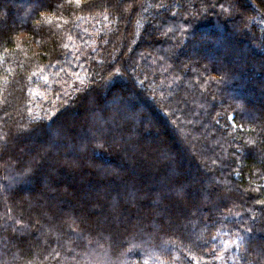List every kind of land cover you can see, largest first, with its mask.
Instances as JSON below:
<instances>
[{"label":"trees","instance_id":"obj_1","mask_svg":"<svg viewBox=\"0 0 264 264\" xmlns=\"http://www.w3.org/2000/svg\"><path fill=\"white\" fill-rule=\"evenodd\" d=\"M60 167L76 177L44 170ZM29 184L73 207H28ZM95 248L264 264V0H0V264H97Z\"/></svg>","mask_w":264,"mask_h":264},{"label":"rangeland","instance_id":"obj_2","mask_svg":"<svg viewBox=\"0 0 264 264\" xmlns=\"http://www.w3.org/2000/svg\"><path fill=\"white\" fill-rule=\"evenodd\" d=\"M192 60H194V59H192ZM232 61H235V59H232ZM77 119H78V121H76L75 120V122H74V124H72V125H69L70 126V128H73L74 130H77V128L80 126V125H82V123H84V117L81 119V117L79 116V117H77ZM142 131H140V132H146V130L145 129H141ZM140 134L139 133V131L138 130H136L135 132H134V136H138V135ZM70 136V135H69ZM133 136V137H134ZM68 137V136H67ZM168 143H170V141H168ZM33 143H31L30 145H28V147L26 148L25 147V151L24 150H21L24 154H28L29 153V151H31V150H35L36 148V146H34L33 147ZM39 145V144H38ZM115 147H116V145H114ZM45 148V144H40V146L39 147H37V148ZM67 147V149L66 150H68V151H77V149L74 147V145L72 144V142H70V140H68V139H66V141H65V144H64V148H66ZM31 148V149H30ZM59 148H60V150H62V148H63V146L61 147V146H59ZM117 149H120V148H118V147H116ZM148 149H151V147H149ZM148 149H147V151H148ZM153 149V148H152ZM90 161V160H89ZM144 160H142V163H144L143 162ZM147 162V161H146ZM145 162V163H146ZM54 163H56V162H54ZM59 163H61V162H59ZM140 163V162H139ZM59 166H60V164H58ZM70 166L73 168L74 167V170H77V169H80L81 167H86V166H89V162H88V160L86 159V158H83V159H75V161L74 162H71L70 163ZM49 168V167H48ZM63 168V169H62ZM68 168V167H67ZM66 167H60V168H58V169H47V168H45L44 170L45 171H49V172H53V174L54 175H56L55 177L56 178H58V181L60 180L61 182H64V184H66V183H70L71 182V180H72V178H69V179H67V180H65V178H64V180H61V179H63V178H61L60 179V177H64V176H68V173H71V177L73 176V177H76L75 176V174L76 173H74L73 172V169H71L70 167V169H71V172H69L68 170H70V169H67ZM47 169V170H46ZM126 170H123V172L124 173H126L125 172ZM122 173V172H121ZM85 177L87 178V179H89V180H91V182L92 181H96L97 179H100V178H102V176H101V174H100V172L98 171V172H95V171H92V173L91 172H89V173H87L86 175H85ZM67 181H69V182H67ZM66 182V183H65ZM214 182H216V181H214ZM47 183L45 182L44 184H43V187L45 188V187H47L48 185H46ZM67 187V186H66ZM66 187H64L63 189H61V191H63V193H64V191L66 190L67 191V189H65ZM33 187H32V185H30L29 184V188H25V187H23V189H21L22 190V192H24V201H25V203L28 205V207H30V208H34V209H37L38 207H43V206H45V207H47V209H49V208H56V207H60V206H68V207H71L72 206V204L71 203H69V202H66V201H63L62 199H58V197H56V196H50V198L51 199H47V201H44V202H41V200L38 198V197H35V198H33V199H31V197H32V193H34L33 192V189H32ZM65 189V190H64ZM87 189V190H86ZM86 189H84V187L83 186H81V188H80V191L78 192L79 193V195H80V200H81V202L83 203V201L84 200H86V202L87 201H95L97 198H102V197H104V196H101L100 197V193H99V191H97V190H93V188L91 187V188H86ZM62 193V194H63ZM118 193H122V194H124V192L123 191H118ZM40 200V201H39ZM39 202V203H38ZM41 202V203H40ZM38 205H40V206H38ZM73 207V206H72ZM68 209H70V208H68ZM99 210L98 209H96V210H94V211H92L91 213H90V215H91V218H94L95 216H98L99 215ZM112 219H109L108 217H105V219H103V221L102 222H99V221H96V223L97 222H99L100 223V225L101 226H104L106 223H109V221H111ZM120 222H122L121 224L123 225V226H125L126 225V221H123V220H121ZM126 228H124L123 230H125ZM124 232V231H123ZM19 234L20 235H22V233H20L19 232ZM26 234L27 235H29V234H31L30 233V229L28 228V229H26ZM27 241V240H26ZM25 245H26V247H28V248H31V250H32V252H38V249L40 248V247H38V245L40 246V244H37L36 242H32V244H31V242L28 240L26 243H25ZM90 259L91 260H93V261H95V263H97V264H110V262H111V260H109V257L107 256V255H103V254H101V253H99V251H98V248H95L92 252H90Z\"/></svg>","mask_w":264,"mask_h":264},{"label":"snow or ice","instance_id":"obj_3","mask_svg":"<svg viewBox=\"0 0 264 264\" xmlns=\"http://www.w3.org/2000/svg\"><path fill=\"white\" fill-rule=\"evenodd\" d=\"M80 0H77V5L79 6ZM71 39V37H69ZM229 119H232V117H229Z\"/></svg>","mask_w":264,"mask_h":264}]
</instances>
